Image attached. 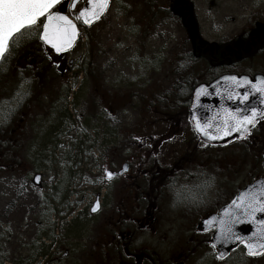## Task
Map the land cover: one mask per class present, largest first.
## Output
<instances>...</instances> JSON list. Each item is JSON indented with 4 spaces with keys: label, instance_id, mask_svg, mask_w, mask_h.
I'll list each match as a JSON object with an SVG mask.
<instances>
[{
    "label": "rangeland",
    "instance_id": "rangeland-1",
    "mask_svg": "<svg viewBox=\"0 0 264 264\" xmlns=\"http://www.w3.org/2000/svg\"><path fill=\"white\" fill-rule=\"evenodd\" d=\"M190 2L194 4L201 38L209 43L230 42L247 25L261 21L257 19L264 22V0ZM79 9L71 11L70 3L64 7L77 22ZM168 10L173 13L171 0H112L100 22L90 28L81 26L78 42L65 57L72 72L58 82H52V75L58 72L46 80L44 72H38L47 63L42 53L40 22L17 46H10L0 65V142H6V151L0 147V264H97L91 256L94 245L100 250L103 246L99 232L103 231L105 210L91 215L90 208L96 195L103 194L105 145L112 141L118 148L124 134L136 132L135 127L140 125L145 137L164 133L161 125L153 131L148 126L158 119L155 112L165 106L166 92L187 67L193 49L181 23L169 17ZM200 49L195 52L197 59ZM263 55L256 53V71L264 72ZM210 62L199 60L187 72H194L193 79L201 73L203 79ZM88 71L103 83L108 94L103 99L104 109L108 112L86 79ZM222 72L218 69L216 73ZM32 79L45 86L37 103L52 116L50 138L46 137L44 143L48 132L35 135L40 127L32 128L26 121L24 125ZM79 92L82 98L77 96ZM33 108L30 102L31 114ZM45 126L48 124L44 121L43 133ZM54 133L55 144L51 146L49 140ZM188 139L189 134H181L161 149L165 157L169 156L164 165L177 159V154L187 148ZM197 145L190 144L194 154ZM233 146L238 145L221 151L220 160L224 164L225 157L230 158L235 173L219 176L214 163L216 151L212 150L201 158L207 162L202 175L198 171L195 179L186 175L177 178L178 172H174V179L212 182L217 178L229 182L230 190L245 186L253 171H263L262 149L251 141L236 150ZM133 151H122L115 157L116 163L124 158L123 154ZM193 169L197 168H190L187 174ZM36 173L43 176L40 189L31 182Z\"/></svg>",
    "mask_w": 264,
    "mask_h": 264
},
{
    "label": "flooded vegetation",
    "instance_id": "flooded-vegetation-1",
    "mask_svg": "<svg viewBox=\"0 0 264 264\" xmlns=\"http://www.w3.org/2000/svg\"><path fill=\"white\" fill-rule=\"evenodd\" d=\"M260 34L264 35V22H254L250 27L247 25L243 28L239 36L230 38V42L221 41L209 43L210 45L203 42L199 56L205 57L206 53L211 51L212 59L206 68L220 70L226 68L222 75L237 74L254 78L259 73L264 74L263 71H256V66L253 65L258 57L256 53L264 54V36H258ZM42 53L47 63L44 70L38 72H44L42 75L45 77L44 80L49 79L50 74L56 71L55 67L58 63L59 74L52 75L54 79L52 82L64 80L67 77L66 73L70 72L65 61L66 54L55 55L44 46ZM86 79L90 82L91 89L98 94L99 103L104 106L102 97L106 92L101 82L97 78L93 81L92 75L88 72ZM31 82L32 85L27 93L32 95L26 97L28 105L24 110V125L26 121L32 128L40 127L41 130L35 135L43 136L50 129L49 119L52 116L50 111L46 112V108L42 109L37 103L39 97L43 95H39V92L45 86L34 79ZM79 86L81 91L82 82H79ZM80 94L81 92L77 96L82 98ZM30 102L34 103L32 114L28 109ZM185 106L187 107L188 104L185 103ZM177 115L179 114L176 113ZM44 121L48 127L45 126L43 133ZM178 124L182 125L181 118H178L176 125ZM135 131L132 134H124L122 147L115 148L112 141H109L103 150L104 189L103 194H97L100 195V208L96 213L105 210L103 231L99 232L103 236V246L100 250L94 245L95 253L91 256L93 262L97 264H264V251L259 249L258 255H251L246 247L238 246L221 259L220 248L213 244L214 235L222 229V224H227L220 218L221 211L244 186L230 190L227 189L229 182L225 183L217 178L212 182L175 180L176 175L177 178L186 175V178L195 179L199 177L197 172L200 171L202 175V170L204 172L206 167L203 164H187L185 149L177 154L176 160L172 162L170 160L169 164L164 165V160L169 156L165 157L164 152L160 151L161 143L154 139H142L141 126L139 129L135 127ZM263 131L264 121H261L248 136V141L259 145L262 149V160H264V139L260 140V136L263 135ZM55 138L56 133L50 139L51 146L55 144L52 143ZM232 145L233 143L228 146ZM125 149L134 151L123 154L124 158L116 163L115 157ZM123 164H128L127 172L116 175ZM215 166L218 175L222 174L219 169L222 168L220 161H217ZM190 168L197 169L190 170L187 174ZM108 172L113 173L110 179L107 178ZM174 172L178 173L174 176ZM263 177L264 165L263 171L251 173L248 184ZM64 256H67V252Z\"/></svg>",
    "mask_w": 264,
    "mask_h": 264
},
{
    "label": "water",
    "instance_id": "water-1",
    "mask_svg": "<svg viewBox=\"0 0 264 264\" xmlns=\"http://www.w3.org/2000/svg\"><path fill=\"white\" fill-rule=\"evenodd\" d=\"M61 1L63 0H60V2ZM80 1L81 0H75V4L73 5L72 3L71 9L75 10ZM110 3L111 0H108L107 5H104L103 8H101V5L96 3V0H92V2H90V0H87L85 5L78 12V16L86 27H91L94 23L98 22L104 17ZM83 9H88L89 11L85 14L84 17H81L80 12ZM93 11L99 18H92L91 13ZM60 13L66 15L63 12ZM44 17V23H49V21L47 20V14ZM41 18L43 17H40L39 20ZM86 18L91 19V23H85L84 21ZM70 20L75 25L74 35H65L63 30L66 25L63 22L57 20H53L51 22L48 35L52 40V43H48L43 39L44 31L42 25L41 40L56 54L69 51L74 47L78 40V25L72 19ZM71 31V28H68V32L71 33ZM55 45H60L61 50L57 51ZM229 77H236V80L228 79ZM261 79H264V75H256L254 79H251L247 76L227 75L218 78L209 85L202 84L197 86L193 91L189 115L193 130L197 137L209 146H222L230 143L233 140H242L246 138L255 125H250V131L245 133L244 135H241L240 131H231L230 127L225 129L222 122L226 119L228 110L230 109L235 110L239 108L243 112L244 109L255 106L258 109V113H264V103L261 102L262 100H264V95L252 90L254 85L256 87H259L257 81ZM247 81H251L252 83L249 84L247 83ZM244 92L249 93V99L247 101H242L241 99ZM229 96H231V99H229ZM259 121H262V119H260L258 114L256 117V123ZM197 122H199L201 127H204L206 130L211 132L210 137L204 136L202 132L197 130ZM217 126H219L220 128L219 131H217ZM225 131L228 132L227 135L224 134ZM126 170L127 165H124L123 170L120 172V174L124 173ZM262 180H264V178L258 179L254 183L244 187L229 203V205H227L221 211L220 218L223 220V222L231 224L232 231L237 236L241 237V239L244 241V243H241V241L237 239L225 240L222 236V229L218 230V232L214 235L213 243L226 255L233 248L239 245H244L247 248L246 245L248 242H252L254 246L264 244V225H261L260 223V221L264 220V212L257 211L255 213V217L253 218L252 216L245 214L243 208L240 207V205L248 196V190L250 186L257 184V182ZM33 184L36 186L41 185L40 175H36L34 177ZM98 208V202H96L92 209V213L96 212ZM258 249L259 248L257 247L256 250Z\"/></svg>",
    "mask_w": 264,
    "mask_h": 264
},
{
    "label": "snow or ice",
    "instance_id": "snow-or-ice-1",
    "mask_svg": "<svg viewBox=\"0 0 264 264\" xmlns=\"http://www.w3.org/2000/svg\"><path fill=\"white\" fill-rule=\"evenodd\" d=\"M90 2H92V0H90ZM59 3L60 0H0V62L6 58L10 46H17L24 35L30 33L33 28L38 27L39 18L44 17L46 14L49 23H43V39L45 41L52 43L48 33L53 20L63 22L66 25L63 30L65 35H74L75 25L68 16L60 12L51 11ZM96 3L100 4L101 8H103L104 5H107L108 0H96ZM74 4L75 0H73V5ZM88 11V9L81 10L80 16L84 17ZM91 16L92 18H99L94 11L91 13ZM84 22L91 23V19L86 18ZM68 28H71V33L68 32ZM55 46L57 51L61 50L60 45ZM228 79L236 80V77H229ZM247 83L251 84L252 82L247 81ZM257 84L259 87L254 85L252 90L264 95V79L257 81ZM229 99H231V96H229ZM241 99L242 101H247L249 99V93L244 92ZM261 102L264 103V100ZM258 114L260 119L264 120V113H258V109L255 106L246 108L243 112L239 108L235 110L230 109L228 110L226 119L222 123L225 129L230 127L231 131H240L241 135H244L250 131V125H255ZM196 127L204 136H211V132L201 127L199 122H197ZM219 130L220 128L217 126V131ZM224 134L227 135L228 132L225 131ZM108 175L111 177L113 173L109 172ZM240 207L243 208L245 214L253 218L257 211L264 212V180L250 186L248 196ZM260 223L264 225V220L260 221ZM222 236L225 240L237 239L240 240L241 243H244L241 237L237 236L232 231L231 224H222ZM246 246L251 255L259 254L256 250L257 247L260 251H264V244L254 246L252 242H248ZM225 255V253L221 252L219 253V258L223 259Z\"/></svg>",
    "mask_w": 264,
    "mask_h": 264
},
{
    "label": "trees",
    "instance_id": "trees-1",
    "mask_svg": "<svg viewBox=\"0 0 264 264\" xmlns=\"http://www.w3.org/2000/svg\"><path fill=\"white\" fill-rule=\"evenodd\" d=\"M171 7L173 8V13L171 14L170 13L171 11L168 10V13H169L168 16L172 17V19H174L175 21L181 23L184 30L188 32L189 43L191 44V46H193V49H192V52L189 54V61H188L187 67L184 69L181 76H179L175 80L174 84L170 85V87L168 88L166 92L167 98L164 100V103H163V105L165 106H162L163 109L160 110V112H155L156 114L155 116L158 117L157 121L163 122L166 126V136H156V137L152 136V137H149V139H154V141H158V143L164 144L165 143L163 142L164 140L166 141L167 139H173L181 134H189L190 139H188V142L186 143L187 148L184 147L185 152L189 150L186 155L187 164H191V165L192 164H203L206 167L207 162L206 163L203 162L204 160H201V158L206 152H211L212 150H214V148L208 147V148L200 150L199 145H197L198 151L196 154L193 153L190 144L192 142H196L197 144H199V142L191 131L190 123L188 120V107L185 106V103H188L190 100L191 93H192V90L195 84L193 83V81L199 80L201 76V73L196 74L197 78L193 79L194 72L191 71L188 73L187 68L196 65L197 61L199 60H201L203 63H206V61L207 62L210 61L211 54L208 51L205 57H202V56L198 57L199 60L196 58L197 53L195 54V52L197 50L199 51V47L202 45L203 39L201 38L200 33H199V27L197 23L198 20L195 15L192 2H190L189 0H171ZM257 20L262 21L263 19L261 18ZM255 35L257 36V34ZM258 36L263 37L264 35L260 34ZM210 71L214 73L215 69L210 70ZM176 113H178L179 115L176 116ZM178 118H181L182 125L180 124L176 125ZM144 133H145V129L143 128L141 130L142 139L145 138V136H143ZM46 137L50 138V133L45 135L43 143L45 142ZM50 141L51 140H49V142ZM247 141L248 140L246 139L243 142H235V144L233 145H238V146H233V148L236 150L239 146L242 147ZM0 145H1L0 147L2 148L1 150L6 151V142L2 141L0 142ZM79 151L82 154L83 150L79 149ZM215 151H216V156H217V154L219 155V153L220 154L222 153L221 151H223V149H221L220 152H218L217 150ZM234 154L235 153H233V155L231 156L232 159H234ZM237 157H238V154H237ZM245 157H244L245 159L248 158L246 154H245ZM217 158H216V161L214 162L215 164L219 160V159L217 160ZM223 162L224 164L230 163V165H227V164L224 165L222 164V161L220 162L222 166L223 174L227 175V174H232L233 172L235 173L236 168L233 165V163H231L230 158L225 157Z\"/></svg>",
    "mask_w": 264,
    "mask_h": 264
}]
</instances>
